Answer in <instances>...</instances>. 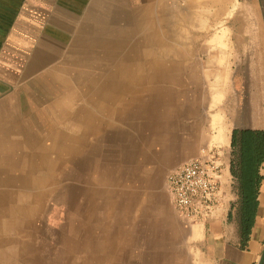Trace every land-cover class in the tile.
Segmentation results:
<instances>
[{
    "label": "rangeland",
    "instance_id": "rangeland-1",
    "mask_svg": "<svg viewBox=\"0 0 264 264\" xmlns=\"http://www.w3.org/2000/svg\"><path fill=\"white\" fill-rule=\"evenodd\" d=\"M238 2L110 0L82 51L0 106V264H211L225 203L190 222L167 177L209 149L231 164L249 68L220 76L209 55L241 31Z\"/></svg>",
    "mask_w": 264,
    "mask_h": 264
},
{
    "label": "crops",
    "instance_id": "crops-1",
    "mask_svg": "<svg viewBox=\"0 0 264 264\" xmlns=\"http://www.w3.org/2000/svg\"><path fill=\"white\" fill-rule=\"evenodd\" d=\"M109 1L0 0V106H12L17 93L51 71L60 72L65 63L62 59L82 51L89 41L85 24L90 16H97L94 11L105 8ZM231 1L215 0L213 8L226 11ZM238 3L235 20L243 21L241 31L232 32L231 25L228 33L215 34L213 57L209 53L214 71L220 76L227 74L228 69L232 74L236 64L249 68L248 76L245 72L244 77H238L239 88L244 93V103L240 106L244 110L238 117L232 115L226 120L230 125L225 153L232 148L234 129L264 130V0ZM260 174L255 224L244 241L235 212L230 214L237 194L233 191L230 159L225 161L224 210L205 225L211 264H257L264 248V162Z\"/></svg>",
    "mask_w": 264,
    "mask_h": 264
},
{
    "label": "built area",
    "instance_id": "built-area-1",
    "mask_svg": "<svg viewBox=\"0 0 264 264\" xmlns=\"http://www.w3.org/2000/svg\"><path fill=\"white\" fill-rule=\"evenodd\" d=\"M222 178L219 153L213 149L175 167L167 186L181 216L195 223L212 217L223 201Z\"/></svg>",
    "mask_w": 264,
    "mask_h": 264
},
{
    "label": "trees",
    "instance_id": "trees-1",
    "mask_svg": "<svg viewBox=\"0 0 264 264\" xmlns=\"http://www.w3.org/2000/svg\"><path fill=\"white\" fill-rule=\"evenodd\" d=\"M231 173L235 178L237 200L232 205L239 220L243 240L249 238L258 210V195L262 180L260 167L264 162V130L234 129Z\"/></svg>",
    "mask_w": 264,
    "mask_h": 264
},
{
    "label": "water",
    "instance_id": "water-1",
    "mask_svg": "<svg viewBox=\"0 0 264 264\" xmlns=\"http://www.w3.org/2000/svg\"><path fill=\"white\" fill-rule=\"evenodd\" d=\"M257 264H264V248L262 250V253L257 261Z\"/></svg>",
    "mask_w": 264,
    "mask_h": 264
}]
</instances>
